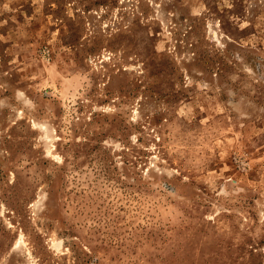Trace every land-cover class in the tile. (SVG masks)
<instances>
[{"label": "rangeland", "instance_id": "1", "mask_svg": "<svg viewBox=\"0 0 264 264\" xmlns=\"http://www.w3.org/2000/svg\"><path fill=\"white\" fill-rule=\"evenodd\" d=\"M0 264H264V0H0Z\"/></svg>", "mask_w": 264, "mask_h": 264}]
</instances>
